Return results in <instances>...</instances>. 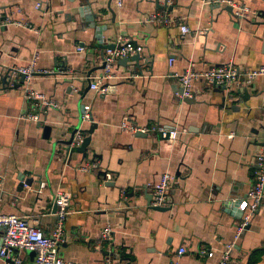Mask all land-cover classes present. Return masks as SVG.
I'll list each match as a JSON object with an SVG mask.
<instances>
[{"label": "crops", "instance_id": "0c3cea01", "mask_svg": "<svg viewBox=\"0 0 264 264\" xmlns=\"http://www.w3.org/2000/svg\"><path fill=\"white\" fill-rule=\"evenodd\" d=\"M233 1L258 16L239 22L213 0H159L162 8L156 0H124L122 7L113 0L114 17L110 0H0V16L27 25L0 21V212L39 221L48 234L58 220L55 195L68 192L71 213L61 246L66 261L221 264L240 222L236 203L254 186L256 157L264 145V77L250 86L242 78L230 93L198 80L194 100L185 102L170 75L191 65L197 72L230 63L242 71L264 66V0ZM157 11L175 23H146ZM182 24L191 34L182 35ZM105 26L104 46L124 37L144 52L141 70L118 62L114 78L104 83L109 91L102 94L89 88L88 76L104 73L107 49L100 48L97 29ZM34 55L38 71L50 73H36L30 86L60 105L44 112L41 123L26 119L31 108L24 87L2 82L8 72L28 67ZM85 105L91 106L92 124L82 123ZM125 118L180 133L174 142L137 137L120 129ZM93 124L86 154L72 152L67 159L76 130L87 137ZM166 172L176 181L170 209L159 211L150 202ZM107 173L112 181L103 184ZM30 179L31 186L23 185ZM108 225L111 239L103 240ZM3 234L0 229V250ZM20 256L23 264L34 263V252ZM0 264H5L1 258ZM229 264H264V204Z\"/></svg>", "mask_w": 264, "mask_h": 264}, {"label": "built area", "instance_id": "2783aa9c", "mask_svg": "<svg viewBox=\"0 0 264 264\" xmlns=\"http://www.w3.org/2000/svg\"><path fill=\"white\" fill-rule=\"evenodd\" d=\"M118 7H122L124 0H115ZM213 3L222 8H229L232 10V15L239 22L251 20L253 17L258 16L256 10L247 4L237 3L233 0H213ZM36 8L41 10L42 3H37ZM0 21L4 26L18 25L25 26L20 22L12 21L8 16H0ZM146 23H151L159 26H171L175 23L174 20L169 18L163 12H155L145 19ZM180 30L183 36L191 34V29L186 25H180ZM79 52L84 51V48L79 47ZM144 47L136 44L135 42L119 37L113 49L108 48L103 56V75L95 76L90 74L88 80L90 82V89L97 92L106 94L109 87L104 83L114 78L113 70L118 61L122 59L131 58L137 54L142 56ZM38 56L34 55L31 64L28 67H20L13 70L10 75L12 80L9 85L19 83L22 75L24 76V98L30 102V112L26 119L34 123L42 122V115L49 109H60V105L56 99L33 89L30 84L35 78L36 73L48 74L50 71H38L36 67ZM170 60V64L173 63ZM175 78L182 88L183 92L178 94L179 97L184 99H193L195 92L193 90V83L195 81H203L208 86L223 87L230 93L231 89L240 82L243 78L246 86H250L255 80L264 77V66H260L250 71H242L233 63L213 67L208 71L197 72L194 70L193 65L188 67L183 73H174L170 75ZM93 115L90 105H85L82 114V123L92 124ZM120 129L129 132L133 135L139 133L156 136L161 140L176 141L180 133L179 130H171L165 126L147 125L138 126L125 118ZM86 138V133L78 130L69 146L67 159L70 157V151L75 150L82 146ZM97 165H91V168H96ZM3 181V175L0 173V186ZM112 181V175L107 173L103 179V184ZM176 177L171 173H164L160 181L156 184L152 200L150 203L151 208L168 207L171 205L169 192L172 184L175 183ZM124 194V193H123ZM125 195V194H124ZM72 195L68 192H58L55 195L54 205L57 207V224L51 233L46 234L40 227L39 221L30 223L28 217H22L16 214H3L0 212V227L4 228L2 238V247L0 250V258L5 264H23L20 256L22 252H34L35 259L33 264H84L77 262L66 261L61 253V246L64 242V227L65 222L70 215ZM2 198L0 197V202ZM239 209L243 212L242 219L236 227V234L234 241L228 243L224 249L223 259L221 264H229L230 255L235 248L237 241L247 229L251 220L256 216L259 209L264 204V145L256 157V169L254 171V186L248 192L247 196L240 199ZM112 229L108 225L102 231V239L110 240ZM180 254L185 253V249H180ZM204 254V252H203ZM212 256V254H209ZM107 264H111L108 261Z\"/></svg>", "mask_w": 264, "mask_h": 264}, {"label": "water", "instance_id": "95a60500", "mask_svg": "<svg viewBox=\"0 0 264 264\" xmlns=\"http://www.w3.org/2000/svg\"><path fill=\"white\" fill-rule=\"evenodd\" d=\"M112 1H113V0H110V4H109L108 7H109V10L112 12L113 17H114L115 14H114V12H113V10H112V8H111ZM156 2H157V7H158V8H162V6L159 4V0H156ZM229 11L232 12L231 9H229ZM80 12L82 13L81 10H80ZM96 18H97V16L92 15V19H91V20L94 22ZM106 29H107L106 26H105V27H100V29H97V31H98V32H97V33H98V36H97V38H98V43H99L100 48H101L102 50H105V49H108V48L113 49L114 46H115V45H112V46H107V47H106V46H104V45L102 44V42H103L102 32L105 31ZM118 62H119L120 64L124 65V66H128L129 63H135V66H136L138 69L141 70V68H142V64H143V57L140 56L139 54H137V55H135V56H133V57H131V58L122 59V60H120V61H118ZM103 67H104V66H103ZM11 80H12V76L10 75V72H8V73L2 78V82H3V84H4L5 86L9 85L10 82H11ZM23 83H24V76L22 75V77H21V79H20V82L17 83V84L15 85V87H17V88H18V87H21V86H23ZM89 88H90V82H89ZM182 92H183V90L181 89V93H182ZM248 96H249V95H248V93L246 92L245 95L242 96V100L247 101L248 98H249ZM193 100H194V99H189V98L184 99L185 102H191V101H193ZM96 127H97V125H96V124H93V125L90 127L89 131H88V133H89L90 135H88V136L85 138V140H84L82 146L79 147V148H76L75 150L70 151V153H72V152H78V153H81V154H86V151H87V149H88V147H89V145H90V143H91V140H92L91 135L93 134V132H94V130L96 129ZM77 131H78V129L76 130V132H77ZM76 132H75V134H76ZM75 134H74V136H75ZM136 136H137V137H146L147 134L139 133V134H137ZM73 138H74V137H73ZM72 140H73V139H72ZM72 140H70V141L67 143L69 146L71 145ZM32 183H33V181H32V179H30V181H24V182H23V185L31 186ZM152 196H153V194H152ZM151 200H152V198H151ZM150 203H151V202H150ZM228 206H229V203H228L227 207H228ZM236 206L239 208V206H240V201H238V202L236 203ZM153 209H155V210H159V211H167V210H169L170 208H169V207H159V208H153ZM55 210H57V207H56V206H55ZM242 216H243V212L240 210V212H239V217H238V218L241 220V219H242ZM0 229H2V230L4 231V228L0 227Z\"/></svg>", "mask_w": 264, "mask_h": 264}]
</instances>
